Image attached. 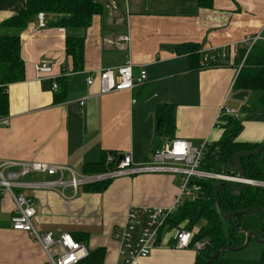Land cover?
I'll return each instance as SVG.
<instances>
[{
  "label": "crops",
  "instance_id": "obj_1",
  "mask_svg": "<svg viewBox=\"0 0 264 264\" xmlns=\"http://www.w3.org/2000/svg\"><path fill=\"white\" fill-rule=\"evenodd\" d=\"M100 1L103 15L80 33L84 36L82 72H73L72 58L66 54V37L78 33L50 26L58 17L47 15L44 29L38 28L36 18L19 33L25 81L8 87L9 114L0 118V160L60 165L80 175H89L84 167L100 162L104 153L131 155L135 165H142L172 139L186 140L194 147L219 141L222 110L235 111L242 120L239 142L264 143L261 93L233 87L247 56L242 42L260 35L257 45L264 46V0H213L210 9L201 8L197 0ZM27 2L0 0V25L24 10ZM10 34L15 32L0 27V35ZM125 36L129 43L121 41ZM187 43L198 45L202 58L230 52L225 61L218 57L216 63L211 60L210 66L203 67L200 60L198 68H191L188 56L177 50ZM43 60L51 62V72L38 75L35 67ZM127 61L133 64L134 76L145 71L147 81L131 91L106 95L101 94L98 81L87 85L92 73ZM58 79H64L65 88ZM54 83L58 90L53 89ZM63 89L64 99L58 102ZM166 104L175 109L172 138L159 133V108ZM72 173H65V181ZM58 177L31 175L29 180L47 182ZM179 185L175 174L142 172L114 178L102 191L91 185L77 190L60 186L28 191L27 196L40 232H53L56 237L68 233L74 239L86 235L80 243L88 254L104 249L102 264H117L119 245L113 235L126 224L129 209L170 207ZM14 209L9 196L0 198V264H46L41 246L26 232L13 230ZM223 227L227 233L228 223ZM194 229L200 232V226ZM167 233L140 264L195 263L199 254L176 247Z\"/></svg>",
  "mask_w": 264,
  "mask_h": 264
},
{
  "label": "trees",
  "instance_id": "obj_2",
  "mask_svg": "<svg viewBox=\"0 0 264 264\" xmlns=\"http://www.w3.org/2000/svg\"><path fill=\"white\" fill-rule=\"evenodd\" d=\"M201 8H212L213 0H197ZM104 3L100 0H28L27 6L17 15L3 22L0 27L15 32L10 35H0V118L9 114L8 87L11 84L25 81V63L21 58V39L19 33L32 23L39 13L53 15L59 19L50 24L53 27H62L74 31L66 37V54L72 58L73 72H82L84 69V36L80 33L86 31L97 16L103 15ZM80 34V35H79ZM179 52L188 56L191 68H198L202 60L199 46L192 43L180 45ZM222 65V64H221ZM225 65V64H224ZM65 88L64 79H58ZM234 89L258 91L261 93L259 104L264 105V46L254 45L248 52L243 66L239 69L234 82ZM65 89L62 90L61 99H64ZM159 133L164 137L172 138L175 132V109L173 104H166L159 108ZM218 127L223 130L219 141L208 143L204 151V158L200 170L212 174L237 176L239 172L234 164V156L240 152L256 151L262 144L242 143L238 138L243 131V123L239 117L222 116ZM108 164L107 154L102 155L101 161L88 164L84 167L85 174L106 173L115 168L116 161ZM240 162L247 179L264 183V157L241 156ZM220 181L202 179L198 181L201 192L193 200H187L166 223L164 232L185 228L192 230L200 226V232L195 240L207 239L211 247L199 254L194 264H206L211 255L224 247L240 248L245 244L247 233L260 234L264 228V187L246 185L242 190H235L223 186L219 192V208L223 215H231L238 211L252 209L249 214L238 215L233 219V225L219 218L215 210V190ZM109 181L93 184L89 187L102 191L107 188ZM228 223L229 231L223 227ZM239 230L240 233L236 234ZM80 242L86 235L74 236ZM263 251L257 259L237 258L231 251H225L212 262V264H264ZM105 250L99 249L88 255L82 262L84 264H102Z\"/></svg>",
  "mask_w": 264,
  "mask_h": 264
},
{
  "label": "built area",
  "instance_id": "obj_3",
  "mask_svg": "<svg viewBox=\"0 0 264 264\" xmlns=\"http://www.w3.org/2000/svg\"><path fill=\"white\" fill-rule=\"evenodd\" d=\"M39 29L47 27V14L37 15ZM260 35L245 39L242 44L250 49L261 40ZM129 43V37L121 39ZM230 52V51H228ZM228 52L221 55H205L201 60L203 67L211 65V60L216 63L218 57L225 59ZM37 74L50 73L51 62L43 60L36 65ZM133 64L127 61L117 68H106L92 73L87 79V85L92 86L95 81L99 82L100 92L103 95L113 92L131 91L136 85L147 81V74L141 71L139 77L134 76ZM58 85L53 84V89L58 90ZM222 116L238 117V113L231 110H222L218 117V123ZM208 142H202L199 147H194L186 140L172 139L162 148L156 150L151 159L142 165H135L131 155H122L117 161L115 168L106 173L80 175L72 173L67 167L39 162H16L0 160V198L9 196L14 203V211L11 218L12 228L15 231L26 232L44 250L47 257L46 264H81L88 257V250L82 243L76 241L72 235L63 233L56 237L53 232H40L35 223L36 210L27 192L37 189H55L60 186L79 187L111 181L114 178L126 174L142 172L171 173L180 177L178 197L174 204L165 208L131 207L128 211L127 222L123 227L114 231V239L119 245V260L117 264H140V261L150 256L154 244L159 240L162 230L166 229L167 220L187 200H193L201 187L198 181L213 179L226 181L237 185H253L264 187V183L250 179H241L239 175L229 176L224 174H212L200 170L204 158V151ZM114 155H107V163L115 161ZM72 173L70 180L65 181L66 172ZM31 175L59 176L53 181H31ZM176 247L181 249H193L200 254L211 247L207 239L195 240L199 233L198 229L186 230L179 228L173 230Z\"/></svg>",
  "mask_w": 264,
  "mask_h": 264
},
{
  "label": "water",
  "instance_id": "obj_4",
  "mask_svg": "<svg viewBox=\"0 0 264 264\" xmlns=\"http://www.w3.org/2000/svg\"><path fill=\"white\" fill-rule=\"evenodd\" d=\"M260 154L264 157V143H262L261 147L256 151L240 152L234 156V164H235V166L239 172V177L241 179H246L244 169H243L242 164L240 162L241 156H257ZM223 186H229L235 190H242L243 188L246 187V185L243 183L240 185H237V184H234L231 182L223 181L217 185L216 190H215V210H216L217 215L219 216V218L221 220L226 221L229 224L233 225V219L236 216L249 214L253 210L248 209V210H244V211H238V212L231 214V215H223L220 212V208H219V192ZM239 233H240V231L237 230L236 234H239ZM252 241H257L260 244H264V228L261 230L259 235L255 234L253 232L247 233V238H246L245 244L240 248L224 247V248L219 249L217 252H215L213 255H211L210 259L206 262V264H212V262L219 256V254H221L222 252H225V251H231L233 253L243 252L244 250H246L248 248V246L251 244Z\"/></svg>",
  "mask_w": 264,
  "mask_h": 264
},
{
  "label": "rangeland",
  "instance_id": "obj_5",
  "mask_svg": "<svg viewBox=\"0 0 264 264\" xmlns=\"http://www.w3.org/2000/svg\"><path fill=\"white\" fill-rule=\"evenodd\" d=\"M58 189H62V187H59ZM167 237H174V232L167 233ZM262 251L263 245L257 241H253L246 250L237 253V255L242 259H257L260 257Z\"/></svg>",
  "mask_w": 264,
  "mask_h": 264
}]
</instances>
